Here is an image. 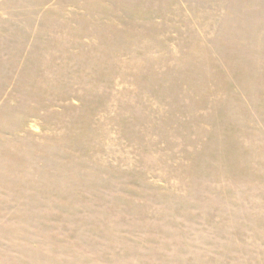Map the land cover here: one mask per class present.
<instances>
[{"label": "rangeland", "instance_id": "374dc122", "mask_svg": "<svg viewBox=\"0 0 264 264\" xmlns=\"http://www.w3.org/2000/svg\"><path fill=\"white\" fill-rule=\"evenodd\" d=\"M0 264H264V0H0Z\"/></svg>", "mask_w": 264, "mask_h": 264}]
</instances>
